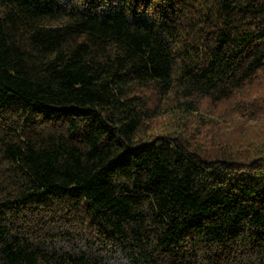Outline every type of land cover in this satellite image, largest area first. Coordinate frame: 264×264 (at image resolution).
<instances>
[{
	"label": "trees",
	"instance_id": "trees-1",
	"mask_svg": "<svg viewBox=\"0 0 264 264\" xmlns=\"http://www.w3.org/2000/svg\"><path fill=\"white\" fill-rule=\"evenodd\" d=\"M0 264H264V0H0Z\"/></svg>",
	"mask_w": 264,
	"mask_h": 264
}]
</instances>
